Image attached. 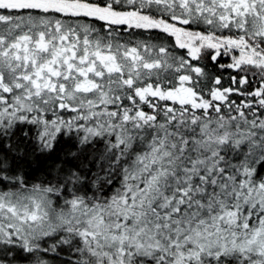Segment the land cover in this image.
Returning <instances> with one entry per match:
<instances>
[{
	"label": "snow or ice",
	"instance_id": "6c2138e0",
	"mask_svg": "<svg viewBox=\"0 0 264 264\" xmlns=\"http://www.w3.org/2000/svg\"><path fill=\"white\" fill-rule=\"evenodd\" d=\"M0 264H264V0H0Z\"/></svg>",
	"mask_w": 264,
	"mask_h": 264
},
{
	"label": "trees",
	"instance_id": "16d2710c",
	"mask_svg": "<svg viewBox=\"0 0 264 264\" xmlns=\"http://www.w3.org/2000/svg\"><path fill=\"white\" fill-rule=\"evenodd\" d=\"M38 175H40L41 173H37Z\"/></svg>",
	"mask_w": 264,
	"mask_h": 264
}]
</instances>
